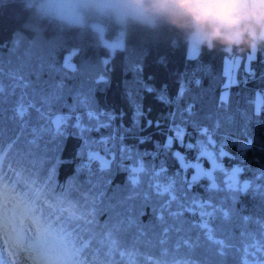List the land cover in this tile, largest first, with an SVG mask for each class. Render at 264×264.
<instances>
[{
  "label": "trees",
  "instance_id": "1",
  "mask_svg": "<svg viewBox=\"0 0 264 264\" xmlns=\"http://www.w3.org/2000/svg\"><path fill=\"white\" fill-rule=\"evenodd\" d=\"M117 36L115 26L105 35ZM246 52L190 55L167 30L138 27L112 49L90 29L37 21L24 0H0V161L31 173L44 144L49 174L35 177L94 210L99 225L119 226L124 255L112 251L108 264H264V49L239 70L228 101L220 98L226 57ZM55 113H69L68 127L45 124ZM94 144L116 152L111 166L102 169L88 155ZM193 161L212 173L186 164ZM236 165L246 188L226 183ZM137 167L141 180L130 184L139 188L130 191ZM69 249L60 264L105 258L96 249ZM40 253L39 261L32 255L36 264L57 262Z\"/></svg>",
  "mask_w": 264,
  "mask_h": 264
},
{
  "label": "clouds",
  "instance_id": "2",
  "mask_svg": "<svg viewBox=\"0 0 264 264\" xmlns=\"http://www.w3.org/2000/svg\"><path fill=\"white\" fill-rule=\"evenodd\" d=\"M37 21L124 37L133 27L167 30L192 51L264 49V0H24Z\"/></svg>",
  "mask_w": 264,
  "mask_h": 264
},
{
  "label": "snow or ice",
  "instance_id": "3",
  "mask_svg": "<svg viewBox=\"0 0 264 264\" xmlns=\"http://www.w3.org/2000/svg\"><path fill=\"white\" fill-rule=\"evenodd\" d=\"M100 82L106 83L103 77ZM0 92H3L2 86ZM25 112L23 106L18 109L20 117ZM57 119L59 122L64 118ZM9 175L12 179H9ZM196 179L194 176L193 180ZM137 182L133 180L134 184ZM163 191L170 192L171 189L166 187ZM175 199L172 196V200ZM25 220L28 221L27 228L24 227ZM18 230L23 231V243L19 242ZM118 232L119 226L110 222L99 225L96 212L82 209L79 201L70 200L66 194L56 195L52 191L51 182L45 183L25 170L17 173L0 161V264H27L33 252L42 246L50 247L54 253L63 251L65 246L72 247L74 253L96 249L105 258L93 259L89 256L90 264H108L112 251L124 255L119 252ZM214 242L217 245L223 244V241ZM5 245L10 250V256L5 252ZM12 257L16 258L15 262Z\"/></svg>",
  "mask_w": 264,
  "mask_h": 264
},
{
  "label": "rangeland",
  "instance_id": "4",
  "mask_svg": "<svg viewBox=\"0 0 264 264\" xmlns=\"http://www.w3.org/2000/svg\"><path fill=\"white\" fill-rule=\"evenodd\" d=\"M102 37H103V40L105 42H107L111 46L112 49L116 48L117 46H121L123 44V34H120L115 39H107L104 35H102ZM189 54L196 56L198 54V51H192L191 49H189ZM255 54H256V51L253 52V51L247 50V52L245 54H243V53H235V54H232V55H228L226 57V59H225V73L227 74V78H226V82H225V87L222 89L221 95H220L221 103H226L228 101V98L230 96V86L234 82H236V80L238 79L239 70L241 68H244L246 70L251 68V60L255 56ZM70 55H71V53L67 54V57H66L67 62H68V59H69ZM262 102H263L262 98H261L260 94L258 93L257 97H256V107H257V109L261 108ZM68 114L69 113H55V115H51L52 116L51 120L49 118V120H47L45 122V124L48 125L50 123H54L53 125L55 126V128L59 127L61 124H63L64 127L65 126L68 127V124H69V121H70V119H66V116H68ZM58 117H63L64 119L62 121L58 122V119H57ZM83 120L84 121H81V123H82L83 127L86 128V131H87L89 129V127H90L91 121L87 117H84ZM78 122L79 121H77V123ZM70 129L74 130V129H77V128H74V127L71 126ZM43 132L46 133V131H43ZM172 139H173L172 137H169V141H172ZM60 142H61V140L56 142L57 144L55 143L56 144V149H58V146H59ZM96 147H97L96 144H94V148H90L88 150V152H90L88 155L91 158H93V159H97L95 157H99L97 159V163L99 164V167L102 168V169L111 166L112 163H113V160H114V158L116 156V152L113 151V150H109L110 147H108V146L107 147L105 146L106 147L105 149L108 150L106 152L103 151V150H97ZM45 148L46 147L43 144V147H41V150H40V154L43 157L45 156L47 158H50L51 155H50V153H47ZM212 151H213L212 149L209 150L210 155H211ZM40 154L35 155L36 160L37 161L40 160V162H38L37 164H33L32 163L29 166H32L31 173L37 174L40 171V173L43 174V176H45V175L49 174V170L47 169L48 167H46L47 165L45 166V164L43 162V157L40 156ZM186 164L187 165L188 164H195L197 166L198 172H200V173H212L211 168H205L203 163H201L199 161H193V162H189V163L186 162ZM50 166H52V164ZM53 168H55V166L52 167V169ZM239 169H240L239 166L236 165V166L232 167L229 171H227V173H226V183L228 185H231V186H234V187L242 186L243 188H245V185H247V182L246 181H242V183H241V181L239 179V175H238V170ZM136 172L138 174H141V170L139 169V167L136 168ZM131 173H132V170L130 171V174H129V184L125 188H129L128 190L133 191V190H137L139 187L136 188V186H133V184H130V179L137 181V178H140L142 176V174L138 175V174H133V173L131 174ZM54 174H56V173H54ZM140 180H141V178H140ZM73 185H74V183L72 184V186ZM5 252L9 256L11 255L10 250L8 249L7 245H5ZM58 256H59V254H58ZM5 258H7V256ZM15 259L16 258L12 257V260L14 262H15ZM263 263H264V261H263ZM21 264H23V262H21Z\"/></svg>",
  "mask_w": 264,
  "mask_h": 264
}]
</instances>
